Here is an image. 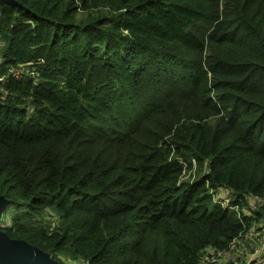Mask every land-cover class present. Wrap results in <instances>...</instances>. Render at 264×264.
<instances>
[{
    "label": "trees",
    "instance_id": "obj_1",
    "mask_svg": "<svg viewBox=\"0 0 264 264\" xmlns=\"http://www.w3.org/2000/svg\"><path fill=\"white\" fill-rule=\"evenodd\" d=\"M16 1L1 230L48 264H202L264 224V0Z\"/></svg>",
    "mask_w": 264,
    "mask_h": 264
},
{
    "label": "built area",
    "instance_id": "obj_2",
    "mask_svg": "<svg viewBox=\"0 0 264 264\" xmlns=\"http://www.w3.org/2000/svg\"><path fill=\"white\" fill-rule=\"evenodd\" d=\"M251 233L237 237L226 249L211 252L206 256L207 264H264V233Z\"/></svg>",
    "mask_w": 264,
    "mask_h": 264
},
{
    "label": "water",
    "instance_id": "obj_3",
    "mask_svg": "<svg viewBox=\"0 0 264 264\" xmlns=\"http://www.w3.org/2000/svg\"><path fill=\"white\" fill-rule=\"evenodd\" d=\"M18 4L16 0H5ZM9 200L0 195V218ZM53 262L50 254L24 239L11 238L0 229V264H48Z\"/></svg>",
    "mask_w": 264,
    "mask_h": 264
},
{
    "label": "rangeland",
    "instance_id": "obj_4",
    "mask_svg": "<svg viewBox=\"0 0 264 264\" xmlns=\"http://www.w3.org/2000/svg\"><path fill=\"white\" fill-rule=\"evenodd\" d=\"M203 172H201L200 174H202ZM195 176H197V166L196 165H194V168L193 169H191V170H189V169H186V171L184 172V177L185 178H189V177H191L192 179H194L195 178ZM219 195L220 196H224L226 199L227 198H229L230 196H231V192H230V190L229 189H222L220 192H219ZM217 200V199H216ZM253 205V204H252ZM7 206V205H6ZM6 206H5V208L3 209V211H2V216H1V218H0V220L4 217L5 218V216H6ZM245 209L246 210H250L251 211V209L246 205L245 206ZM13 213H17V210H10L9 212H8V217H10ZM45 216L47 217V220H46V222L48 223V224H50V222L51 221H53V220H56V213H55V211L53 210V209H49V210H47L45 213ZM4 215V216H3ZM2 220H4V219H2ZM262 221V220H261ZM260 221V222H261ZM263 221H264V219H263ZM264 223V222H263ZM252 231L253 232H263L264 233V224L263 225H256L253 229H252ZM202 264H206L205 262H203Z\"/></svg>",
    "mask_w": 264,
    "mask_h": 264
},
{
    "label": "crops",
    "instance_id": "obj_5",
    "mask_svg": "<svg viewBox=\"0 0 264 264\" xmlns=\"http://www.w3.org/2000/svg\"><path fill=\"white\" fill-rule=\"evenodd\" d=\"M253 202H255V200L254 199H250V203H253ZM205 263L207 264L206 260H205Z\"/></svg>",
    "mask_w": 264,
    "mask_h": 264
}]
</instances>
